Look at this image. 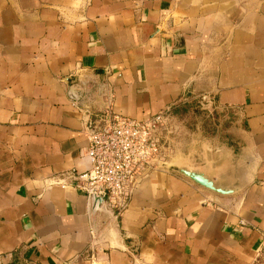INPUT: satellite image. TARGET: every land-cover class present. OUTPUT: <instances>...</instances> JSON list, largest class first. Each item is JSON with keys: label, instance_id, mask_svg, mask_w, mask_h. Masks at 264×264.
<instances>
[{"label": "crops", "instance_id": "1", "mask_svg": "<svg viewBox=\"0 0 264 264\" xmlns=\"http://www.w3.org/2000/svg\"><path fill=\"white\" fill-rule=\"evenodd\" d=\"M204 93L224 125L172 160L233 194L162 166L115 217L57 183L107 100L147 118ZM0 264H264V0H0Z\"/></svg>", "mask_w": 264, "mask_h": 264}, {"label": "built area", "instance_id": "2", "mask_svg": "<svg viewBox=\"0 0 264 264\" xmlns=\"http://www.w3.org/2000/svg\"><path fill=\"white\" fill-rule=\"evenodd\" d=\"M196 103L211 114L216 112L212 94H200ZM173 109L175 105L147 118H125L113 112L107 100L103 108L92 111L94 118L86 125L90 168L66 172L57 183L62 187L76 184L89 195L104 196L103 207L120 216L143 177L167 166L179 130L173 121Z\"/></svg>", "mask_w": 264, "mask_h": 264}, {"label": "rangeland", "instance_id": "3", "mask_svg": "<svg viewBox=\"0 0 264 264\" xmlns=\"http://www.w3.org/2000/svg\"><path fill=\"white\" fill-rule=\"evenodd\" d=\"M177 109H180V111L176 112ZM173 116L175 126L179 129V135L177 134L176 143L172 148L167 166L171 163L172 158L177 155V151L181 148L180 144L187 131L189 133L203 131L213 134L217 128H222L224 125L221 118L217 117L215 113L211 114L208 109L203 108L198 103L183 104L173 109ZM192 136L193 135L190 136V139H192Z\"/></svg>", "mask_w": 264, "mask_h": 264}, {"label": "water", "instance_id": "4", "mask_svg": "<svg viewBox=\"0 0 264 264\" xmlns=\"http://www.w3.org/2000/svg\"><path fill=\"white\" fill-rule=\"evenodd\" d=\"M73 97L75 99H79L81 97V95L79 93H74ZM177 156L176 159L172 160V162L170 164H168V166L170 168H173L175 170H177L178 172H180L181 174L185 175L186 177L192 179L194 182L206 187L207 189H210L212 191L221 193V194H233L234 192H236L237 188H233V187H225L219 184H216L204 171H202L201 169L198 168H193V167H189L187 165H184L181 160V157ZM93 199H94V211L97 212L99 210H102L104 212H107L108 210H106L103 207V203L105 201V197L104 196H100L97 194L93 195Z\"/></svg>", "mask_w": 264, "mask_h": 264}]
</instances>
